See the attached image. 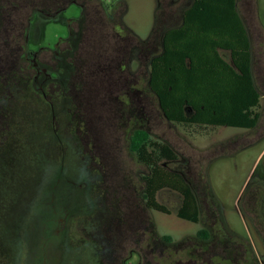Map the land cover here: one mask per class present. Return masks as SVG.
<instances>
[{"label": "rangeland", "instance_id": "obj_1", "mask_svg": "<svg viewBox=\"0 0 264 264\" xmlns=\"http://www.w3.org/2000/svg\"><path fill=\"white\" fill-rule=\"evenodd\" d=\"M115 1L122 4L113 11V20L101 23L73 22L82 12L75 3L57 17L35 13L29 22L30 12L39 5H22L21 0H14L17 9L9 11V17L4 15L7 20H0V28L11 21L7 31L0 33V42L5 39L17 70L0 85V264H109L104 254L110 250L108 244L115 246L118 241L123 247L116 253L127 257L133 246L131 234L142 224L133 211L157 238L168 235L178 243L168 251L172 257L180 249L182 236L194 233V224L176 216L178 199L167 189L155 198L169 214L143 204L137 191L142 187L140 177L148 170L130 151L129 133L135 127L145 128L153 140L168 142L178 152L197 153L237 130L168 122L146 85L148 70L140 57L123 70L116 63L111 69L95 67L93 71L88 61L80 68L74 63L79 55L84 57L86 47L87 57L97 63L105 47L110 57L116 39L101 36L99 30L107 29L104 33L109 34L121 18L123 27L118 24L115 30L124 37L121 43L127 49L120 60L126 62L131 55L128 49L148 39L155 16L161 11L172 14L177 25L191 0H101L104 11L111 12ZM243 2L238 1L239 14L251 16L261 34L255 48L261 53L263 68L264 0ZM71 29L90 30V37L83 33L77 41L72 38L62 43ZM58 45L60 54L71 52L63 58V67L57 68L63 78L42 82L37 67L45 62L56 68L50 51ZM72 45L77 48L73 50ZM97 63L94 65L99 66ZM106 73L112 84L104 91L98 84ZM132 86L137 88L135 92ZM42 90L49 98L43 97ZM261 145L239 158L252 162ZM230 163L229 159L216 160L210 172L227 207L247 171L246 166L234 169ZM116 226H123L121 233H116ZM126 264H136V259L127 258Z\"/></svg>", "mask_w": 264, "mask_h": 264}, {"label": "flooded vegetation", "instance_id": "obj_2", "mask_svg": "<svg viewBox=\"0 0 264 264\" xmlns=\"http://www.w3.org/2000/svg\"><path fill=\"white\" fill-rule=\"evenodd\" d=\"M192 1L184 7L183 11ZM238 1L240 0H236L237 5ZM243 1L246 4L250 2V0ZM21 2L22 5H39V7L33 8L30 12L29 22L35 13L45 18L57 17L62 10L66 9L70 4L75 3L81 7L82 12L78 18L73 19V22L82 23L84 21L85 23L90 22L91 24L113 20L115 16L113 11L122 4L115 1V3L113 2L111 4L112 9H114L111 12H106L104 11L101 0H36L35 3L32 0H21ZM244 2L241 4L244 5ZM10 3V0H0V20H5L6 17H9L10 9L7 6ZM158 7L159 4H156L155 8L157 9ZM125 11L124 9L121 12L120 18L124 15ZM240 17L248 33L250 42L248 49L250 53L252 81L258 92L261 93L257 124L251 128L247 127L248 118L243 116L239 118L233 117L232 120H229L231 121L230 126L213 125L211 126L213 129L223 127L236 129L237 132L230 133L225 138H220L219 141L212 143L206 151L197 153L188 151L178 152L170 143L164 142L173 150L174 157L162 159L159 164L166 172L167 181L170 184L179 185L178 189H176L177 186L175 188L168 187L164 189L173 193L176 199H178L176 212L180 210L181 215L184 217L181 220L184 223L194 224L196 226L194 233L186 232L182 236L179 242L180 249L175 250V254L177 255L172 257L168 251L178 243H175L172 238L170 241H163L157 238L153 229H150L149 225L139 216L138 212L135 214L136 211H133L135 213L132 212V215L138 217L142 221V224H138L131 234L133 246L128 256L122 257V252L116 253V250L120 251L123 247V243H119L118 241L115 246L108 244L110 250L104 254L105 262L109 264H126L127 258L134 257L136 264H264V67L262 68L261 66V53H258L257 51L259 49L255 48L256 40L261 34H259L260 31H257V27L253 24L251 16L240 14ZM120 21L110 29L109 34L104 33L107 29L103 30L100 27L99 30L101 31V36L105 34L116 39L115 42L117 44L116 46H112L110 57L107 53L108 49L105 47V50L102 49L100 52L101 60L97 63L87 57L89 47H86L83 51L84 57L80 58L79 55L78 59L74 61V63L78 64L77 66L79 68L82 63H85V60L93 67L92 71L97 68L101 70L105 68L111 69L115 63L120 70H123L128 69L135 62V59L137 58L138 60L140 57L146 61L144 65L146 66V70H148L150 60L162 49V39L165 32L180 24L174 25L177 22L175 16L172 14L166 15L161 11L154 18L148 39L139 40L137 45L128 49L131 55L124 62L120 59L124 57V51L127 47L121 43L124 37H120L115 30V26L118 24H121L123 27L122 18ZM92 29L94 30L95 27ZM155 30L157 32L153 34ZM89 32L90 30L87 29L80 31H73L71 29L70 36L62 41V43L72 38L77 41L83 33L89 36ZM59 45L50 51L54 54L53 59L56 61V68H51L50 64L45 62H43L40 68L37 67V77H41L42 82L60 81L63 78L58 70L61 66L63 67V58L71 52L67 51L60 54ZM72 48L75 50L77 47L72 45ZM218 51L220 54L221 52L225 53L226 56H223L224 59L229 60L230 55L228 52L224 50ZM36 55L37 53L32 54L31 61H34ZM25 57L29 59V57ZM116 57L119 58L118 61H115ZM94 63H97L99 66L94 65ZM139 64L141 65L139 62L137 66ZM93 73L95 74V72ZM101 77L98 86H102V89L104 88V91H107L108 87L112 84L109 81L110 76L106 73L105 76L103 75ZM96 83L89 89H94ZM146 85L148 87L147 80ZM132 88L133 92L137 90L134 86ZM149 91L151 92L150 89ZM42 95L44 98H49L44 90H42ZM262 98L263 102L261 101ZM246 99L250 100L251 96L249 95ZM193 113L191 111L187 116H191ZM136 128L141 127H135L131 131ZM145 130L150 134L148 129ZM261 143L259 154L252 162L247 163L246 161L248 160L239 158L241 154L254 147H258ZM219 159L231 160L232 163L230 164H232L234 169H238L241 166H246L247 168L240 187L230 202V207H227L219 195L220 193L215 190L210 177L211 169H213L215 161ZM141 165L148 170L146 165ZM145 174L140 177L142 187L137 193L140 195L145 207L148 208L142 198L146 188L144 181ZM161 190L163 189L158 190L156 194ZM122 229L123 226H116L114 228L116 233L119 231L121 233Z\"/></svg>", "mask_w": 264, "mask_h": 264}, {"label": "trees", "instance_id": "obj_3", "mask_svg": "<svg viewBox=\"0 0 264 264\" xmlns=\"http://www.w3.org/2000/svg\"><path fill=\"white\" fill-rule=\"evenodd\" d=\"M13 2L7 6L11 12L17 9ZM9 22L1 26V34L7 31ZM5 42L1 39L2 86L11 73L17 71L13 53ZM249 46L236 0H193L182 12L180 24L165 32L162 49L150 60L148 87L163 117L177 124L230 126L229 120L233 117L244 116L248 118L247 127H254L261 93L252 81ZM218 50L228 52L229 60ZM249 95L250 100L246 99ZM188 110L194 112L193 115L187 116ZM129 149L139 163L148 167L142 196L146 206L169 214L155 196L160 189L175 186L178 189V184L167 181L166 172L159 164L162 159L174 157L173 150L166 143L153 140L142 128L129 133ZM176 216L184 218L180 210ZM161 238L171 240L168 235Z\"/></svg>", "mask_w": 264, "mask_h": 264}]
</instances>
